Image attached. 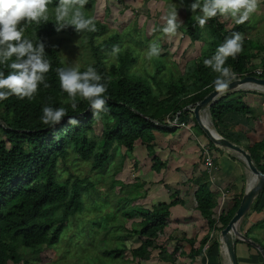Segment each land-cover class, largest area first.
Here are the masks:
<instances>
[{"label":"trees","instance_id":"16d2710c","mask_svg":"<svg viewBox=\"0 0 264 264\" xmlns=\"http://www.w3.org/2000/svg\"><path fill=\"white\" fill-rule=\"evenodd\" d=\"M57 4L58 0H52L48 7H55ZM195 17L192 15L187 18L181 34L192 42L202 41L201 53L188 62V66L177 79L170 75L171 78L166 82L160 78L162 70L165 69L161 56L157 59L153 57L155 69L152 74L138 73L131 70L136 63V56L130 48L123 52L118 50L119 33H110L106 38L96 41L108 31L105 24L97 22L96 31L79 32L80 37H85L92 58L89 64L79 67V70L83 72L88 66H92L101 75V82L107 88L104 94L107 99L105 110L95 116L88 101L79 95L76 98V108L71 107L68 94L61 90L56 73L57 68L66 66L60 56L58 44L52 43L50 39L57 35L70 36L78 32L72 26L57 31L55 19L41 21L39 24L32 22L21 25L25 27L24 35L32 39L34 44L39 41L44 43L45 56L51 63V70L45 75L49 87L45 88L40 84L31 100L12 95L7 100L0 101V264H30L24 257L25 249L39 253L44 245L51 247L62 240L64 229L72 218L78 219L76 215L84 208L83 195L88 192L92 183L86 177L71 179L70 176L58 179L57 166L70 153L89 162L92 170L100 172L112 159V145L116 143L128 151H133L136 143L141 142L150 157L151 168L156 172L165 168V163L155 154L153 132H171L177 129L176 125L167 123L166 118L170 121L176 118L177 123L184 124L192 119L194 125L199 126L192 109L186 107L201 101L215 88L213 82L218 73L206 67L204 61L216 53L226 36L232 32H240L244 39L242 51L235 59L229 56L225 67L239 74L249 72L255 67H264V45L244 36L245 23L227 28L221 15H217L201 28ZM198 30L206 33V39L200 36ZM108 52H115L116 61L107 64ZM255 58L259 62H252ZM0 71L7 75L10 69L6 64H0ZM235 93L237 92L220 96L208 107L215 126L222 124L223 117L230 112L255 118L254 109L241 95L231 97ZM44 106L63 107L68 114L52 127L40 120ZM69 117L79 123L75 126L69 125ZM99 119L103 122L101 138L94 140L90 133ZM224 137L242 146L238 140ZM244 148L250 153L257 169L264 174V137ZM263 194L264 186L255 197L252 209H264V203L261 202ZM122 198L130 201L134 197ZM194 200L196 209L210 231L221 230L226 226L241 199H236L231 208L222 209L219 216L215 217L217 202L214 192L209 188L208 175L205 172L194 191ZM177 203L173 199L169 203L159 202L151 208L144 206L139 209L140 218L136 224L139 226L132 229L139 244L129 250L128 247L106 248L101 251L102 254L119 257L128 250L133 257L145 260L150 258L151 249L157 248L158 256L169 264H177V258L182 255H187L192 261L195 257L202 256L209 232L202 237L198 247H193V238H184L191 247L187 252L182 249L179 241L171 252L156 243L170 217L171 206ZM128 212L124 211L123 215L128 217ZM256 225L264 227V223ZM244 235L250 237V232H245ZM254 240L260 244L259 239ZM240 241L235 238L234 246ZM262 248L264 249V245ZM257 254L263 260L260 264H264L262 253L257 250Z\"/></svg>","mask_w":264,"mask_h":264},{"label":"rangeland","instance_id":"374dc122","mask_svg":"<svg viewBox=\"0 0 264 264\" xmlns=\"http://www.w3.org/2000/svg\"><path fill=\"white\" fill-rule=\"evenodd\" d=\"M193 2L194 0H88L84 11L88 16L94 17L95 22L107 26L108 31L96 41L106 38L113 32L120 34L118 50L123 52L130 48L132 54L136 56V63L132 67V71L142 74L154 72L153 58L147 59L146 52L150 43L157 42L161 48L159 56L165 63V69L162 70L160 78L166 82L171 78L170 75L177 79L188 66V62L196 59L201 53L202 41L192 42L188 37H182L181 34L189 16L202 15L199 9L196 12L190 10V4ZM48 8L49 19H55V7ZM173 8H176L178 18L182 23L176 34L170 37L159 29L163 26L161 16ZM221 20L227 28L236 24L231 17L221 16ZM153 28L157 30L152 31ZM198 32L201 37L206 39V33L203 30H198ZM80 35L81 33L70 36L57 35L50 39L52 43L58 44L60 56L66 67H85L92 60L86 39ZM244 36L264 45V0H259L257 11L251 14L249 20L245 22ZM111 61H116L115 52L107 53V64ZM252 62H259V60L255 58ZM250 86L246 85L245 88L251 89L249 91L252 92H256L255 90L260 88L252 87L251 84ZM207 112L206 109L204 114L206 120H208ZM102 123V120L99 119L94 124V129L90 133L94 140L101 138ZM171 125H173L172 122ZM188 128L196 136L203 134L200 127H196L193 122L188 123ZM159 133L162 138L156 137L153 141L156 147L162 145L163 138L168 140L169 136L172 137L171 135L174 134V132L163 131ZM177 135L178 132L174 136L175 142L180 141V136ZM194 143L196 142L194 141ZM110 153L112 159L100 172L92 170L89 162L82 161L73 153L67 155L64 161L59 162L56 169L59 180L70 176L71 179L86 177L92 186L83 195V211L76 215L78 216L77 220L72 218L65 227L61 241L51 247L44 245L39 253H33L27 249L23 251L24 257L29 260L30 264H169L158 256L159 249L157 248L151 249L150 258L145 260L133 257L128 251L139 244L137 237L132 233V229L139 226V224L136 225L140 218L138 210L149 205L151 208L158 203L151 201L146 192L148 182L156 176L153 175L154 170L149 166L150 157L146 154L145 145L137 142L134 150L128 151L115 143L112 145ZM122 197L134 198L129 201ZM263 197L261 202H264ZM122 210L129 211L128 217L123 215L124 211ZM261 212H264V209ZM258 219H260L259 223H264V213L260 214ZM169 228L165 229L163 237H159L156 243L165 246L166 250L171 252L175 243L181 240V235H187L189 230L184 233H175ZM188 228L190 229V227ZM251 229L252 231L255 229V231L251 232ZM238 230L242 231V234L244 233L239 225ZM190 233L192 235L190 238L198 234L194 230H191ZM250 236L254 239L259 238L260 244L264 245L263 228L257 227V225L251 227ZM65 237L66 239H64ZM183 245L185 246V243ZM113 247H128V250L126 249L127 251L119 257L102 254L103 249ZM184 251L187 252L188 248L186 247ZM247 255H242L240 259V254L237 253L238 263L241 264L248 259L249 254ZM257 259L258 264L263 261L259 256ZM188 262L187 255L177 258V264H187ZM197 262L200 263L199 260Z\"/></svg>","mask_w":264,"mask_h":264},{"label":"clouds","instance_id":"9594fccd","mask_svg":"<svg viewBox=\"0 0 264 264\" xmlns=\"http://www.w3.org/2000/svg\"><path fill=\"white\" fill-rule=\"evenodd\" d=\"M51 3L52 0H0V64H6L10 69L7 75L4 71H0V101L7 100L12 95L19 99L31 100L40 84L45 88L49 87L45 75L51 70V63L45 56V45L41 41L34 44L32 39L24 35L25 27L21 25L49 21L48 5ZM87 3L88 0H58L54 9L56 30L72 26L78 33L96 31L95 18L86 16L84 11ZM258 6L259 0H194L190 4V10L192 12L200 10L202 15L196 16L195 20L199 27L203 28L209 19L217 15L231 17L237 25L243 24L257 11ZM161 20L163 26L159 30L170 37L176 34L182 23L176 8L163 14ZM156 30V28L152 29V31ZM243 39L240 32H232L218 46L216 53L204 61L206 67L218 73L213 83L220 94L227 90L230 81L246 75L255 76L252 70L246 72L247 74H239L224 66L229 56L235 59L242 51ZM160 54L159 44L150 43L146 58L151 60ZM13 57L15 59H12ZM56 73L60 88L68 94L73 109L77 106L76 98L79 95L88 101L94 116L105 110L107 99L104 94L107 88L101 82L102 77L95 68L88 66L81 72L78 66L59 67ZM193 107L194 105H189L186 108L193 109ZM67 114V110L63 107L44 106L40 120L43 124L55 127ZM172 121H176V118ZM67 123L75 126L79 122L69 117Z\"/></svg>","mask_w":264,"mask_h":264},{"label":"crops","instance_id":"0c3cea01","mask_svg":"<svg viewBox=\"0 0 264 264\" xmlns=\"http://www.w3.org/2000/svg\"><path fill=\"white\" fill-rule=\"evenodd\" d=\"M239 89L240 90L227 93L231 94L237 92L231 97L241 95L246 103L254 109L255 118L251 119L249 115L244 116L236 112H230L223 117L222 124L215 126L209 112H207L209 121L205 119L204 114L206 109L208 111V108L200 110V117L202 122L210 130L222 137L229 136L238 140L242 144L241 147L244 148V146L251 145L264 137V88L260 87L256 89L255 93L249 91L251 89L245 87ZM188 123H192V119H189L186 124H175L177 129L171 131L174 132V134H170L172 137L169 136L168 140L163 138L161 146L156 147L154 145L155 154L166 166L159 172L153 171V175L156 177L148 182L146 191L148 197L151 201H154V203H169L173 199L178 201L176 205L171 206L170 217L162 233L159 234V237H163V232L170 226L171 228L169 229L175 233H184L189 230L187 235H181V241H179L181 242L180 245L182 249H186L187 247L189 250L191 248L190 244L184 240V238L187 239L192 236L190 233L191 230L197 231L198 233L193 236V247H198L202 237L209 232L208 240L202 249V256L195 257L193 261L188 257L189 262L187 264H230L227 254L225 251H222L223 247L220 242V230L212 229L208 231L206 221L196 209L194 191L197 188L202 174L206 172L208 175L209 188L214 192L217 202V206L214 210V215L216 217L217 212H221L222 209L226 210L231 208L236 199H242L245 191L253 184L254 176L238 152L215 144L207 137L201 127V132L203 134L196 136L188 128ZM159 132L160 131L153 132L155 138H162ZM177 132V136H180L179 142L174 141L176 139L174 136ZM194 141L196 143H194ZM159 144L161 143L159 142ZM205 151L209 152L212 160V166L210 168L205 162ZM151 165V161H149V166L151 167ZM252 204L237 224V228L239 225L244 232L243 234H245V232H250V228L254 227L260 221L258 216L264 213L261 212L262 210L258 211L252 209ZM145 207L150 208V205ZM244 217L245 220H243ZM242 222L243 224L241 225ZM188 227H190V229ZM254 231L255 229H253V231L251 229V232ZM249 238L255 241L252 236ZM183 243H185V246ZM248 244L250 243L243 240L236 244V259L237 253L240 254V259L242 255L246 256L249 254L248 259L241 264H258L257 248ZM250 248H252V250H249ZM197 260H199L200 263H198ZM237 264H239L238 259Z\"/></svg>","mask_w":264,"mask_h":264},{"label":"water","instance_id":"95a60500","mask_svg":"<svg viewBox=\"0 0 264 264\" xmlns=\"http://www.w3.org/2000/svg\"><path fill=\"white\" fill-rule=\"evenodd\" d=\"M250 84L256 85V87L264 88V78H258L253 75H246L241 78H236L229 82L228 88L223 94L230 91L238 90L239 88H243L246 85H250ZM223 94L218 93L215 87L206 96H204V98L201 101L196 102L194 104L192 112L194 114L195 120L197 121L198 125L202 128V130L205 132L207 137L219 146L227 147L229 149L238 152L240 156L243 158L244 162L246 163L248 169L254 176L253 184H251L243 194L240 204L237 207L235 213L233 214L229 222L226 224V226L220 230V242L222 243L224 251L229 258L230 264H237L235 246H234L235 238H239L255 246L262 253L264 258V249L258 243H256L255 241L251 240L249 237H246L244 234H242L237 228L238 222L248 211L254 198L263 188L264 174L257 169L256 165L252 160L250 153L247 150H245L243 147L239 146L238 144H235L232 141L220 136L216 132L210 130L202 122V119L200 117V110L203 108H208L215 100H217Z\"/></svg>","mask_w":264,"mask_h":264},{"label":"built area","instance_id":"2783aa9c","mask_svg":"<svg viewBox=\"0 0 264 264\" xmlns=\"http://www.w3.org/2000/svg\"><path fill=\"white\" fill-rule=\"evenodd\" d=\"M251 72L257 77L264 78V67H256V68L252 69ZM245 74H247V73H245ZM166 122H168L170 124H171V122L173 124L176 123V121H170L168 118L166 119ZM205 154H206V156H205L206 165L210 168L212 166V160L210 158L209 152L205 151ZM218 215H219V212H217V216Z\"/></svg>","mask_w":264,"mask_h":264},{"label":"bare ground","instance_id":"6f19581e","mask_svg":"<svg viewBox=\"0 0 264 264\" xmlns=\"http://www.w3.org/2000/svg\"><path fill=\"white\" fill-rule=\"evenodd\" d=\"M247 86H249V87H251L250 85H247ZM256 85H252V87H255Z\"/></svg>","mask_w":264,"mask_h":264}]
</instances>
